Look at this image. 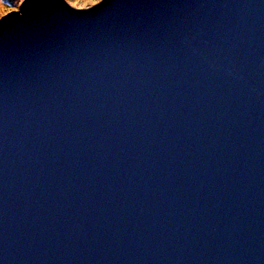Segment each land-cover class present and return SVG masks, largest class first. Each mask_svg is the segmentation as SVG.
<instances>
[{"label":"water","instance_id":"water-1","mask_svg":"<svg viewBox=\"0 0 264 264\" xmlns=\"http://www.w3.org/2000/svg\"><path fill=\"white\" fill-rule=\"evenodd\" d=\"M11 15L3 264H264V0Z\"/></svg>","mask_w":264,"mask_h":264},{"label":"snow or ice","instance_id":"snow-or-ice-1","mask_svg":"<svg viewBox=\"0 0 264 264\" xmlns=\"http://www.w3.org/2000/svg\"><path fill=\"white\" fill-rule=\"evenodd\" d=\"M14 0H8V3L5 4V13L0 15V40H2L7 31L4 29V25L11 21L14 16L11 14L18 13V16L23 15L24 10L26 7L31 3L34 6H38L40 0H20L19 9H12L9 7ZM112 3L117 5L119 0H111ZM105 3V0H61V4L63 6V13L65 15H78V16H88L102 6ZM23 9V10H22ZM0 264H3V261L0 260Z\"/></svg>","mask_w":264,"mask_h":264},{"label":"rangeland","instance_id":"rangeland-1","mask_svg":"<svg viewBox=\"0 0 264 264\" xmlns=\"http://www.w3.org/2000/svg\"><path fill=\"white\" fill-rule=\"evenodd\" d=\"M8 0H6L7 2ZM4 0H0V15H3L5 13V4H7ZM20 0H14L13 3L9 5L12 9H18Z\"/></svg>","mask_w":264,"mask_h":264},{"label":"trees","instance_id":"trees-1","mask_svg":"<svg viewBox=\"0 0 264 264\" xmlns=\"http://www.w3.org/2000/svg\"><path fill=\"white\" fill-rule=\"evenodd\" d=\"M4 1L6 2V0H4ZM6 3H8V1Z\"/></svg>","mask_w":264,"mask_h":264}]
</instances>
